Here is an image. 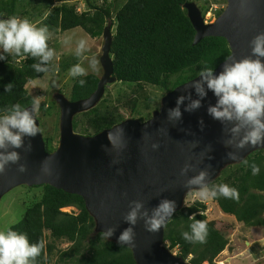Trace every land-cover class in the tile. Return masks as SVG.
Masks as SVG:
<instances>
[{
	"label": "trees",
	"instance_id": "1",
	"mask_svg": "<svg viewBox=\"0 0 264 264\" xmlns=\"http://www.w3.org/2000/svg\"><path fill=\"white\" fill-rule=\"evenodd\" d=\"M72 1L84 2L86 11L78 13L76 4L68 3ZM61 2L53 5L52 0H0V17L6 19L17 16L27 18L30 22L36 20L37 27H48L50 36L81 29L91 39H98L104 27L109 25L111 30L114 28L110 49L113 76L116 83L134 85L137 88L133 92L135 95L142 92V86L154 87L167 94L196 78L204 67H213L215 71L230 55L227 43L221 38H205L192 46L195 33L183 8L185 4L192 3L189 0H127L115 13V0H102L101 5L93 0ZM205 8H199L203 18L207 11ZM222 11L218 10L215 17ZM207 14L206 19H210L211 14ZM4 55L5 61H0V109L15 103L31 106L33 98L26 89L29 83L47 73L63 74L80 62L77 56L62 58L56 66L50 61L47 72L37 73L32 65L38 62V58ZM78 79H84L85 85L80 86ZM97 82L98 78L91 74L75 78L68 100L75 102L88 98ZM9 83L13 84V90L5 93L4 85ZM147 100L151 103L150 99ZM127 104L131 108L126 118L121 116L118 109L108 110L99 107V104L76 115L73 118V132L93 136L127 119L144 121L133 116L135 99ZM146 108L150 112L155 111L149 106ZM48 109L43 105L39 107L42 111ZM88 130L92 133H88ZM44 142L46 151L52 152L53 140L47 138ZM252 164L260 167L259 174L253 175ZM230 169L233 171L226 175ZM221 175L225 177L215 179L209 186L227 184L236 188L239 196L237 199L222 196L211 199L220 212L233 217L245 227H264V150L254 152L242 162L223 169ZM34 188L42 190L40 199L33 201L25 209L20 221L6 230L26 233L31 243L44 242L35 264H52L55 253L58 257L53 264H135L128 248L110 242L101 233L95 232L94 219L86 211L82 198L49 186ZM67 207L76 208L78 214L61 212ZM206 210L205 203L196 201L184 207L183 202L182 208L172 215L164 229L167 249L170 252L176 250V256L184 261L191 256L187 264H212L223 252L232 234L233 224L208 222ZM193 215L196 220H203L208 225L205 243L190 242L182 237L183 232L191 231ZM61 241L71 246L60 251L56 245Z\"/></svg>",
	"mask_w": 264,
	"mask_h": 264
},
{
	"label": "water",
	"instance_id": "2",
	"mask_svg": "<svg viewBox=\"0 0 264 264\" xmlns=\"http://www.w3.org/2000/svg\"><path fill=\"white\" fill-rule=\"evenodd\" d=\"M225 1L222 13L209 24L194 3H187L183 8L195 33L192 46L205 38H221L227 43L229 57L239 61L250 56L249 41L258 32H264V0ZM102 40L99 59L102 75L94 92L75 102L60 94L54 96L60 113L57 147L47 153L41 133L34 138L26 137L24 147L17 149L19 164H23L26 171L19 173L18 166L12 164L6 168L0 175V200L19 186L46 185L78 196L94 219L96 232L114 229L107 240L117 244L122 231L129 227L124 216L133 201L141 202V211H147L149 216L161 200L175 201V214L182 208L186 194L199 190V186L187 185L189 179L200 171H207L205 183L209 185L225 167L264 150V145L237 150L235 141L232 145L226 143L232 138L229 129L233 125L222 124L208 114L207 109L217 101L210 90H206L201 106L194 111L184 110L191 102L185 99L180 105L181 118L170 121L167 112L176 107L179 96H190L191 100L199 98L190 81L167 93L159 109L144 122L128 119L93 136L74 133L73 118L94 108L102 99L105 87L116 82L110 57L109 25L103 29ZM231 62L225 60L213 74H220L225 63ZM28 108L31 110V106ZM109 133H112L111 143ZM29 143L30 151L27 150ZM154 144L159 147L153 149ZM229 152H235L237 159H228ZM185 164L190 167L181 176L180 169ZM168 221L158 231L150 233L144 229V220H137L134 246L122 245L130 250L135 264H187L163 246Z\"/></svg>",
	"mask_w": 264,
	"mask_h": 264
},
{
	"label": "clouds",
	"instance_id": "3",
	"mask_svg": "<svg viewBox=\"0 0 264 264\" xmlns=\"http://www.w3.org/2000/svg\"><path fill=\"white\" fill-rule=\"evenodd\" d=\"M50 32L48 27H37L27 18L10 16L6 19L0 18V61H5L8 54L14 57L38 58V62L32 65L37 73H44L49 70L48 65L55 56V51L49 47L48 41ZM67 43V40L65 41ZM251 53L249 57L231 63H225L223 71L214 75L213 67H204L198 72L199 79L191 80L190 83L196 95V100L190 96H179L176 100V107L167 112L170 121L181 118L180 105L185 99L191 102L185 107V111L191 112L201 106V99L206 96V90H210L217 98L216 104L207 109L208 114L222 124L228 123L233 126L229 129L231 139L226 143L232 145L235 141V148L243 150L248 146L264 145V32H258L250 41ZM86 41L81 39L76 46V55L80 57L87 51ZM255 57V58H253ZM97 61L92 58L89 66L95 68ZM88 70L77 63L69 70L73 78L85 77ZM80 86L86 81L78 79ZM13 84L4 85V92L11 93ZM83 100V99H82ZM40 102L33 98L31 110L19 103L0 109V175L4 174L6 168L12 164L17 165V171L24 173L26 168L19 164L20 154L17 149L24 147L26 137L34 138L40 134L36 121V113L39 111ZM93 109V108H92ZM202 123V122H201ZM115 131V130H114ZM123 133V129H120ZM112 133L108 134L111 143ZM238 138V139H237ZM159 145L154 144L153 149ZM31 150V144L27 145ZM227 158L237 159L235 152H229ZM185 164L180 169L183 176L189 170ZM253 175L260 172V167L251 165ZM209 173L200 171L196 176L187 181V185L199 186L198 195L201 199H216L218 197L237 199L238 190L227 184L212 185L205 183ZM130 210L124 216V221L129 225L124 229L117 239L118 245L134 246V227L138 219L144 220V229L147 232L155 233L165 225L175 212V201L161 200L159 205L152 210L149 216L147 211H141L143 204L133 201ZM191 231L182 233V237L190 242L205 243L208 235V225L203 220H196L195 215L191 217ZM114 234V229H107L101 235L107 240ZM44 242L31 243L26 233L17 232L12 229L0 231V264H35L36 257L41 254Z\"/></svg>",
	"mask_w": 264,
	"mask_h": 264
},
{
	"label": "rangeland",
	"instance_id": "4",
	"mask_svg": "<svg viewBox=\"0 0 264 264\" xmlns=\"http://www.w3.org/2000/svg\"><path fill=\"white\" fill-rule=\"evenodd\" d=\"M61 1L62 0H52V3L53 5H59L62 3ZM93 1H95L97 5H101L102 2V0ZM126 1L127 0H115L114 13ZM189 1L194 3L198 9L204 6L207 8L204 15V21L207 24L212 23L216 18V12L220 9L223 10L226 6L225 0ZM68 3L71 5L76 4V11L78 13L86 11L87 9L86 4L82 1H72ZM208 12L211 14L210 19H206ZM37 22L38 21L34 20L32 23L35 25ZM111 33H114V28L111 30ZM81 39L86 41L88 50L79 57V63L88 70L87 75L91 74L99 78L102 75L99 59L101 56L103 40L101 37L98 39H91L81 29H75L55 36H50L48 41L49 47L55 51V56L51 62L56 66L62 58L77 56L76 46L78 41ZM66 40L67 43H65ZM92 58H95L97 61L95 68L89 66V61ZM74 80L75 78L69 75V71L60 75L47 73L42 78L37 79L26 86L28 94L32 98L39 99L40 106L43 105L45 109L49 107L46 111L39 110L36 113V116L43 140L51 138L53 140L54 148L57 147L59 141L60 118L59 109L55 104L54 96L62 94L66 99H69L70 90ZM136 90L137 88L134 85H123L120 83L108 85L102 100L99 102V107L106 108L108 110L116 108L119 110L121 116L126 118L128 117V112L131 108V106L127 103L135 99L136 108L133 116L135 118H143V120L146 121L151 117L149 114L153 112H150V110L148 111L146 107L149 106V109L151 108L153 110H156V108L159 109L161 99L165 96V93L150 86H142V92L137 95L133 94ZM147 99H150L151 103H148ZM88 133L92 132L88 130ZM227 167L225 168L227 169ZM233 169L227 170L226 175L232 172ZM219 177L223 178L225 176H220L219 174L217 178ZM197 191L198 190L186 194L184 198V207L196 201L205 203L207 205L205 216L208 222L222 221L233 224V231L229 236L227 246L223 252L216 257L212 264H264V227L248 228L240 223H237L233 217L223 215L211 199H201ZM41 193L42 190L39 188L18 187L3 196L0 200V231H5L8 227L17 224L20 221L25 209L33 201H38L40 199ZM61 212L73 215L78 214V210L74 207H67ZM45 235L47 236L48 233L45 232ZM56 246L57 249L61 251L66 250L71 245L67 242L61 241L58 242ZM171 253L175 256L177 254L176 250ZM57 257V253L52 256V264L57 260ZM191 258V256H188L186 258V262L189 263Z\"/></svg>",
	"mask_w": 264,
	"mask_h": 264
},
{
	"label": "bare ground",
	"instance_id": "5",
	"mask_svg": "<svg viewBox=\"0 0 264 264\" xmlns=\"http://www.w3.org/2000/svg\"><path fill=\"white\" fill-rule=\"evenodd\" d=\"M101 38H102V36H101ZM99 78H100V77H99ZM99 78H98V80H99ZM115 83H116V82H115ZM106 88H107V86L105 87V90H106ZM93 92H94V91H93ZM104 92H105V91H104ZM60 95H62V94H60ZM103 95H104V94H103ZM165 95H166V94H165ZM55 96H56V95H55ZM101 100H102V99H101ZM101 100H100V101H101ZM100 101H99V102H100ZM99 102H98L95 106H97V105L99 104ZM56 105H57V104H56ZM29 107H30V106H29ZM57 107H58V105H57ZM58 109H59V108H58ZM157 110H158V109H157ZM153 112H154V111H153ZM153 112H152V113H153ZM83 113H84V112L79 113V114L81 115V114H83ZM152 113H151V115H152ZM36 119H37V117H36ZM149 119H150V118H149ZM127 120H128V119H127ZM137 120H138V119H137ZM138 121H139V120H138ZM142 122H144V121H142ZM38 123H39V122H38ZM121 123H122V122H121ZM119 124H120V123H119ZM117 125H118V124H117ZM111 128H112V127H111ZM40 133H41V132H40ZM41 135H42V134H41ZM80 136H82V135H80ZM43 141H44V140H43ZM44 146H45V142H44ZM54 149H55V148H54ZM45 151H46V146H45ZM53 151H54V150H53ZM53 151H52V152H53ZM46 152H47V151H46ZM52 152H49V153H52ZM47 153H48V152H47ZM234 165H235V164H234ZM41 186H46V185H41ZM19 187H26V186H19ZM34 187H38V186L26 187V188H34ZM17 188H18V187H17ZM53 189H54V188H53ZM59 191H60V190H59ZM5 195H6V194H5ZM5 195H4V196H5ZM183 202H184V201H183ZM182 206H183V205H182ZM63 209H65V208H63ZM63 209H61V211H62ZM94 223H95V222H94ZM95 232H96V230H95ZM96 233H97V232H96ZM163 246L165 247L166 250H168V249H167V244H166L165 242H164ZM168 251H169V250H168ZM169 252H170V251H169ZM170 253H171V252H170ZM171 254H172V253H171ZM174 256H175V255H174ZM176 257H177V256H176ZM183 261H184V260H183ZM185 262H186V261H185ZM134 263H135V262H134ZM186 263H187V262H186Z\"/></svg>",
	"mask_w": 264,
	"mask_h": 264
},
{
	"label": "flooded vegetation",
	"instance_id": "6",
	"mask_svg": "<svg viewBox=\"0 0 264 264\" xmlns=\"http://www.w3.org/2000/svg\"><path fill=\"white\" fill-rule=\"evenodd\" d=\"M68 100V99H67Z\"/></svg>",
	"mask_w": 264,
	"mask_h": 264
}]
</instances>
